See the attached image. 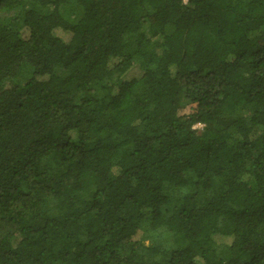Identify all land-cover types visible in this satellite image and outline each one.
Here are the masks:
<instances>
[{
    "label": "trees",
    "instance_id": "trees-1",
    "mask_svg": "<svg viewBox=\"0 0 264 264\" xmlns=\"http://www.w3.org/2000/svg\"><path fill=\"white\" fill-rule=\"evenodd\" d=\"M74 3L0 0V264H264V0Z\"/></svg>",
    "mask_w": 264,
    "mask_h": 264
},
{
    "label": "rangeland",
    "instance_id": "rangeland-1",
    "mask_svg": "<svg viewBox=\"0 0 264 264\" xmlns=\"http://www.w3.org/2000/svg\"><path fill=\"white\" fill-rule=\"evenodd\" d=\"M71 2L73 1L74 3V0H70ZM185 3L188 2V0H184ZM74 8L73 10H71V12H67L66 10H64V13L66 14L67 18L71 19V20H77L80 15H81V12L79 10V8L76 7L75 3L73 4ZM21 15H22V12L20 9H12V10H7V11H4L2 12V18H3V21L5 22L6 25H8V27L12 30L16 29L20 23H21ZM28 75V71H25L24 73V77ZM196 129L200 130L202 128V125H197L195 126ZM71 136L73 138H75V133L72 132L71 133ZM17 241H14V245L16 244Z\"/></svg>",
    "mask_w": 264,
    "mask_h": 264
}]
</instances>
